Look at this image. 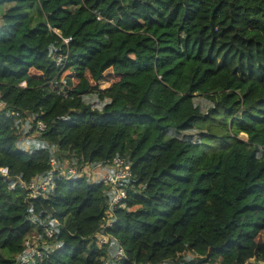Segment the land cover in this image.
I'll return each instance as SVG.
<instances>
[{
	"label": "trees",
	"instance_id": "16d2710c",
	"mask_svg": "<svg viewBox=\"0 0 264 264\" xmlns=\"http://www.w3.org/2000/svg\"><path fill=\"white\" fill-rule=\"evenodd\" d=\"M0 23V264L29 236L28 264H264V0H0ZM114 157L108 215L61 169Z\"/></svg>",
	"mask_w": 264,
	"mask_h": 264
},
{
	"label": "built area",
	"instance_id": "2783aa9c",
	"mask_svg": "<svg viewBox=\"0 0 264 264\" xmlns=\"http://www.w3.org/2000/svg\"><path fill=\"white\" fill-rule=\"evenodd\" d=\"M24 85V83H22ZM1 97V94H0ZM4 107L3 102L0 99V109ZM38 128L43 129L44 125L42 123H38ZM50 164L52 170H56L58 163L55 159H50ZM0 174L7 175L8 169L7 167L0 166ZM61 174L66 177H87L91 180V182L101 181L103 182L109 190L113 193V198L108 208L107 214L110 215L111 207L117 204L121 199H123L126 195V182L127 179L131 176V167L130 164L121 157H114L111 162L106 166H97L90 167L85 166L81 167V169L72 166L70 164H66L61 169ZM24 189L27 190L29 197H39L45 196L48 191L53 189L52 183V175L49 174L44 178H36L29 182L22 183ZM106 224L109 225V220L107 219ZM46 237H53L54 231L49 228L45 231ZM108 236L105 234L99 233L97 235L98 243L100 245L106 244L109 242ZM24 253L18 258L16 264H28V262L33 257H39L41 254L40 246L38 243V237L29 236L23 241ZM124 250L119 247L115 253V258L120 259L124 257ZM104 264H113L110 258L105 260ZM142 264V263H137ZM151 264V263H146ZM164 264V263H159Z\"/></svg>",
	"mask_w": 264,
	"mask_h": 264
},
{
	"label": "rangeland",
	"instance_id": "374dc122",
	"mask_svg": "<svg viewBox=\"0 0 264 264\" xmlns=\"http://www.w3.org/2000/svg\"><path fill=\"white\" fill-rule=\"evenodd\" d=\"M0 24H1V23H0ZM23 30H24V27H20V31H23ZM20 31H18L17 34H19ZM1 41H2V38H1V40H0V47H1V48L11 49V45H10L9 43H2ZM86 75H87V77L89 78L90 82L92 83V82L94 81V77H95L94 72H93L91 69H87V71H86ZM106 79H107V80H104V81H105V85L107 84L106 82H111L112 79H115V80H116L117 77H115V76H113L112 74H110V76H107ZM74 82H76V81H74ZM102 87H103V86H102ZM88 99H89V97H88ZM85 100L87 101V97H85ZM239 137H241L242 139H245V135H244L243 133H241V134L239 135ZM65 164H67V163H65ZM65 164H64V165H65Z\"/></svg>",
	"mask_w": 264,
	"mask_h": 264
}]
</instances>
